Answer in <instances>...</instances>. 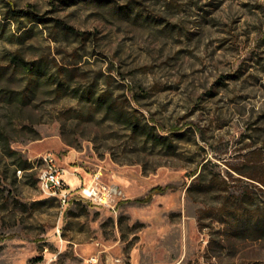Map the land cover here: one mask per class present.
<instances>
[{
	"label": "rangeland",
	"instance_id": "374dc122",
	"mask_svg": "<svg viewBox=\"0 0 264 264\" xmlns=\"http://www.w3.org/2000/svg\"><path fill=\"white\" fill-rule=\"evenodd\" d=\"M46 151L128 199L63 206ZM254 217L264 0H0V264H264Z\"/></svg>",
	"mask_w": 264,
	"mask_h": 264
},
{
	"label": "built area",
	"instance_id": "2783aa9c",
	"mask_svg": "<svg viewBox=\"0 0 264 264\" xmlns=\"http://www.w3.org/2000/svg\"><path fill=\"white\" fill-rule=\"evenodd\" d=\"M39 160L42 163L39 173L41 188L57 196L63 206L69 205L74 200H84L116 212L119 204L128 199L125 190L120 185L104 182L98 176L93 177L88 183L81 182L77 186H72L67 181L66 169L60 165L51 151L40 154Z\"/></svg>",
	"mask_w": 264,
	"mask_h": 264
},
{
	"label": "trees",
	"instance_id": "16d2710c",
	"mask_svg": "<svg viewBox=\"0 0 264 264\" xmlns=\"http://www.w3.org/2000/svg\"><path fill=\"white\" fill-rule=\"evenodd\" d=\"M69 29H72L70 26H66ZM24 66L27 69H30V67L27 65V63L24 64ZM28 163H25V167H28ZM251 213L250 210V206L249 205H245V206H241V212H239V210H235V215H234V224L236 223H243V217L247 216ZM246 220H249V223H253L254 225L252 227H254V229L256 231H260V232H264V219L259 218V217H254V218H246ZM245 220V221H246ZM242 228H237L236 231L241 230ZM235 231V232H236Z\"/></svg>",
	"mask_w": 264,
	"mask_h": 264
},
{
	"label": "crops",
	"instance_id": "0c3cea01",
	"mask_svg": "<svg viewBox=\"0 0 264 264\" xmlns=\"http://www.w3.org/2000/svg\"><path fill=\"white\" fill-rule=\"evenodd\" d=\"M69 175H70V177L68 178V180H69V182H70V180H73V179H72V176H73V175H72V173H69Z\"/></svg>",
	"mask_w": 264,
	"mask_h": 264
},
{
	"label": "bare ground",
	"instance_id": "6f19581e",
	"mask_svg": "<svg viewBox=\"0 0 264 264\" xmlns=\"http://www.w3.org/2000/svg\"><path fill=\"white\" fill-rule=\"evenodd\" d=\"M67 173H69V172H67ZM69 181V180H68Z\"/></svg>",
	"mask_w": 264,
	"mask_h": 264
}]
</instances>
